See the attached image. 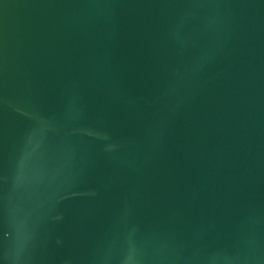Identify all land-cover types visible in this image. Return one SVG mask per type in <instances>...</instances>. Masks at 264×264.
<instances>
[{"label":"water","instance_id":"1","mask_svg":"<svg viewBox=\"0 0 264 264\" xmlns=\"http://www.w3.org/2000/svg\"><path fill=\"white\" fill-rule=\"evenodd\" d=\"M0 264H264V0H0Z\"/></svg>","mask_w":264,"mask_h":264}]
</instances>
